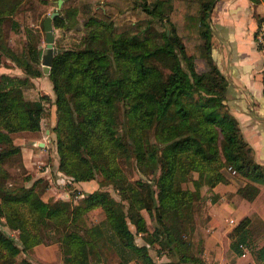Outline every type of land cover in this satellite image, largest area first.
<instances>
[{
    "label": "trees",
    "instance_id": "16d2710c",
    "mask_svg": "<svg viewBox=\"0 0 264 264\" xmlns=\"http://www.w3.org/2000/svg\"><path fill=\"white\" fill-rule=\"evenodd\" d=\"M20 1L0 0V25ZM217 2L103 0L84 24L89 30L82 45L53 56L47 76L56 109L57 170L74 190L75 183L99 174L101 183L123 195L118 202L94 191L75 205L65 199L50 203L37 191V181L29 188L7 186L3 163L21 151L12 135L40 133L46 97H24L30 79L41 74L37 46L18 54L3 43L0 30V51L25 73H0V217L19 231L16 242L0 230V259L10 264L42 244L39 230L47 227L61 233L68 264H101L100 246L114 253L117 264H206L192 248L195 207L207 201L204 193L232 178L239 197L253 201L264 194V166L254 161L229 112L227 80L211 56L210 18ZM136 8L164 22L160 41L146 29L113 32L114 19ZM68 19L58 11L53 29L66 27ZM120 160L134 161L148 178L130 181ZM77 193L68 199L83 195ZM97 207L105 218L81 228L79 217ZM256 222L264 228L258 213L240 219L228 233V250L234 257L249 252L264 264V239L258 245L252 231ZM152 248L167 260L156 261Z\"/></svg>",
    "mask_w": 264,
    "mask_h": 264
},
{
    "label": "rangeland",
    "instance_id": "374dc122",
    "mask_svg": "<svg viewBox=\"0 0 264 264\" xmlns=\"http://www.w3.org/2000/svg\"><path fill=\"white\" fill-rule=\"evenodd\" d=\"M103 0H67L63 2L60 9L57 8V0H21L15 10L8 14L0 25L2 32L3 43L7 45L16 53H26L29 45H36L38 53H46L45 33L43 30V21L53 11L58 10L62 14L68 16V22L66 27L62 29H53L54 43L53 47L55 51L61 49H75L82 45V40L86 36L89 27L85 26V22L91 16L96 5L102 4ZM166 11V10H165ZM16 25V31L15 26ZM164 22L160 21L157 17H153L151 14L144 12L141 8L131 9L122 15L117 16L114 19L113 32L115 34L128 33L130 31L138 32L139 30L146 29L153 40L158 42L161 40V34L164 31ZM41 63L36 66L41 74L38 77L31 78L33 83L32 87L24 89V97L29 100H38L41 96L46 97L42 102L44 105V111L42 114L43 128L40 129V133L32 135L28 132L18 133L12 135L13 143L21 147V151L5 160L3 167L10 174V179L6 181V184L11 189H17L19 187L29 188L34 181H37V191L40 196L53 203L58 200L71 201L73 205L79 203L85 193H92L94 191H105L115 201H123V195L117 192L113 188L112 184L101 183L102 177L98 174L93 180L89 182H83L80 184V188L74 190L73 186H65L68 178L64 177L58 172V155L55 147V133L53 127L56 123V109L54 105V94L51 88V83L47 74L43 72L42 59ZM0 73H7L23 77L24 71L21 67H18L13 61H11L1 50L0 51ZM55 111L52 119L50 116ZM49 129V135L45 132ZM42 144L39 145L38 142ZM32 144L34 149L30 150L29 145ZM29 162V163H27ZM120 167L126 174L130 181L136 179L146 180L148 177L140 174L136 168L134 161L125 162L120 160ZM84 183H88L87 185ZM205 190V189H204ZM204 190L202 192H204ZM82 192L83 195H78L76 198L68 199V194ZM78 194V193H77ZM204 196L207 197L204 193ZM211 197V196H210ZM242 201V200H241ZM246 202V201H244ZM126 203V202H123ZM212 206V203L208 204L206 201L197 203L196 211L194 213L196 228L192 237V248L194 253H201L202 258L206 264H256L252 255L246 252L244 257H234L230 254L228 249V229L230 219L238 221L245 214H241L238 211H233L229 216L226 212H223L220 208L215 209L214 213V225L218 227L226 220L222 230L209 231V223H207V209ZM247 207V206H246ZM241 211H245L242 210ZM255 217V216H254ZM105 218V214L100 207L88 211L79 217L77 224L81 228H88L93 226ZM256 218V217H255ZM208 224V226H207ZM252 227L253 235L257 244L260 245L264 239V228L258 223ZM132 231L134 227L130 225ZM0 230L10 237L18 240V230L11 229L5 224L4 219L0 217ZM39 234L44 241L42 244L35 246L33 249L19 253L10 264H68L64 260V255L69 252V249L65 245H61L59 231L50 230L47 227H41ZM214 235V236H213ZM213 237V241L216 242L215 246L213 242L209 244V248L205 245V241ZM260 237H262L260 239ZM136 242L138 244L143 243L140 236H136ZM208 244V243H207ZM206 246V248H205ZM211 247V250H209ZM215 247V248H213ZM102 248V249H101ZM209 251V252H207ZM99 252L102 253L100 262L101 264H117V258L111 250H106L104 247L99 248ZM150 255L156 261H166V256L158 255L155 249L149 250ZM208 255H212V258L208 259ZM6 261V262H5ZM253 261V263H252ZM0 264H7V259H0Z\"/></svg>",
    "mask_w": 264,
    "mask_h": 264
},
{
    "label": "crops",
    "instance_id": "0c3cea01",
    "mask_svg": "<svg viewBox=\"0 0 264 264\" xmlns=\"http://www.w3.org/2000/svg\"><path fill=\"white\" fill-rule=\"evenodd\" d=\"M263 17L262 1L218 0L210 18L211 56L227 80L225 103L229 112L237 119L243 139L252 149L254 161L262 166H264V54L256 44L255 33ZM52 116L55 122V111L50 116L51 119ZM45 132L49 135V129ZM38 144L42 143L39 141ZM33 147L32 144L29 145L30 150L34 149ZM82 183H75V186L83 189L80 188ZM237 188V182L231 178L228 183H219L210 192H205L206 203H212L207 209L209 231L222 230L226 224L227 218L218 227L214 226V210L218 208L228 216L238 210L241 214L248 213L244 216L258 213L264 222V194L261 192L253 201H248L236 194ZM212 195L217 197L214 202L210 198ZM229 219L232 220L228 228L231 231L240 219L238 221ZM211 242L215 246L216 242L210 237L205 241L207 248ZM244 256L246 254L242 255ZM209 258L211 260L212 255H208Z\"/></svg>",
    "mask_w": 264,
    "mask_h": 264
},
{
    "label": "water",
    "instance_id": "95a60500",
    "mask_svg": "<svg viewBox=\"0 0 264 264\" xmlns=\"http://www.w3.org/2000/svg\"><path fill=\"white\" fill-rule=\"evenodd\" d=\"M67 0H57V8L60 9L62 7L63 2ZM58 14V11H53L48 17L45 18L43 21V29L45 33V43H46V53L42 55V53H39V57L42 59V67L43 72L45 74L49 73L53 56L55 54V49L53 47L54 43V35H53V26H52V20L56 17ZM169 31H167V34ZM174 40V39H173Z\"/></svg>",
    "mask_w": 264,
    "mask_h": 264
},
{
    "label": "built area",
    "instance_id": "2783aa9c",
    "mask_svg": "<svg viewBox=\"0 0 264 264\" xmlns=\"http://www.w3.org/2000/svg\"><path fill=\"white\" fill-rule=\"evenodd\" d=\"M255 41L258 48L264 54V18L259 21L256 33H255ZM232 223V220L230 221Z\"/></svg>",
    "mask_w": 264,
    "mask_h": 264
}]
</instances>
